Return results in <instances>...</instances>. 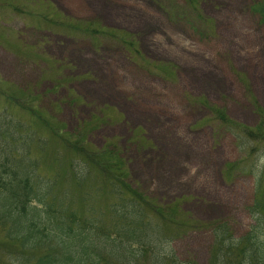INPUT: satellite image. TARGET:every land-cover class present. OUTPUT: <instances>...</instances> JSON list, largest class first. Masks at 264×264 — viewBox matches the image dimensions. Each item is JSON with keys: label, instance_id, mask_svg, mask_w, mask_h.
<instances>
[{"label": "rangeland", "instance_id": "rangeland-1", "mask_svg": "<svg viewBox=\"0 0 264 264\" xmlns=\"http://www.w3.org/2000/svg\"><path fill=\"white\" fill-rule=\"evenodd\" d=\"M255 2L0 0V115L49 138V153L59 145L29 110L72 140L83 132L92 150H113L134 187L159 204L178 202L197 222L172 254L207 264L210 223L226 222L237 238L253 225L255 178L243 172L264 168L231 129L215 134V109L250 128L264 112ZM233 162L246 165L229 181L224 167ZM92 196L97 209L107 199ZM3 241L1 231L2 263L27 259Z\"/></svg>", "mask_w": 264, "mask_h": 264}, {"label": "trees", "instance_id": "trees-1", "mask_svg": "<svg viewBox=\"0 0 264 264\" xmlns=\"http://www.w3.org/2000/svg\"><path fill=\"white\" fill-rule=\"evenodd\" d=\"M252 9L264 26V0H256ZM29 112L32 124L47 128L59 148L49 153V138L19 131L22 123L12 115H0V232L10 255L28 254L17 262L195 264L179 261L170 248L183 234L198 229L178 202L159 204L130 183L126 164L113 150H92L83 132L72 140V135L57 132L43 117ZM214 112L219 123L216 136L231 129L243 150L248 149L246 158H264V112L251 128L233 122L222 109ZM242 164L227 163L225 179L230 181ZM42 165L53 175H44ZM243 174L255 178L248 208L253 225L237 238L226 222L210 223L214 240L207 264H264V168L255 169L254 163ZM91 193L107 198L102 207H95L97 199Z\"/></svg>", "mask_w": 264, "mask_h": 264}]
</instances>
